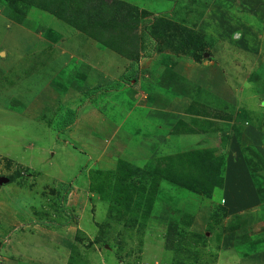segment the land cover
I'll return each mask as SVG.
<instances>
[{
  "label": "rangeland",
  "instance_id": "rangeland-1",
  "mask_svg": "<svg viewBox=\"0 0 264 264\" xmlns=\"http://www.w3.org/2000/svg\"><path fill=\"white\" fill-rule=\"evenodd\" d=\"M129 1L142 18L134 64L128 58L129 63L111 62L117 53L112 49L105 48L107 57L94 55L104 48L97 41L83 49L75 27L48 11L23 4L17 10L11 0H0V178H13L0 184V217L13 210L19 221H0V264L7 261L2 256L14 264H264V250L256 249L264 244V230L247 227L256 251L249 263H232L227 244L221 250L215 238L227 227L250 224L254 207L224 219L228 201L221 189L210 201V190L201 189L197 193L205 195L199 197L185 184L161 180L154 171L165 165H148L144 145L131 136L122 151V141L118 146L105 137L102 115L88 112L97 103L101 111L116 103L122 111L127 90L87 96L106 82L90 73L93 64L103 68L110 61L113 74L129 68L137 80L121 87L133 86L138 99L122 126L147 131L153 117L144 106L154 101L153 88L163 106L170 95L196 100L170 85L173 73L186 70L190 81L211 94L203 95L206 116L222 113L219 128L234 136L252 165L257 162L254 175L246 166L254 184L264 187V160L253 151L264 147V0H211L207 8V0ZM167 72L170 83H163ZM219 85L222 100L210 89ZM212 96L218 100L209 102ZM73 107L76 120L64 126ZM109 124L122 128L121 122ZM262 203L256 208L264 226ZM170 223L176 225L172 236Z\"/></svg>",
  "mask_w": 264,
  "mask_h": 264
},
{
  "label": "crops",
  "instance_id": "crops-1",
  "mask_svg": "<svg viewBox=\"0 0 264 264\" xmlns=\"http://www.w3.org/2000/svg\"><path fill=\"white\" fill-rule=\"evenodd\" d=\"M75 29L78 31V36L82 38V41L84 43L83 49L88 47V45L91 42L96 43V40L90 38V36L83 33L82 31H79L77 28ZM107 52L108 51L105 48L102 49L100 48V50L96 52L94 55L100 54L101 57H105V56L107 57L106 54ZM112 58H111V62L113 63L117 62V64L118 62L121 63L125 62V60H127L128 63L131 61L130 59H129L130 61H128L126 57L120 55L119 53H114ZM102 60H104V58ZM106 62L107 65L106 67L104 66L103 68L97 66V64H93L90 67V71H91L90 73L96 74V77H98L102 82L103 80H106V82L101 86H107L108 84H110V82H112L111 80L116 81L120 79L122 74L127 72L129 69V68L128 69L125 68L124 72L114 73L120 75V76L118 75L119 78L116 76L117 77L116 79V77H114L115 75L113 74V72H110V69L112 68L109 66L110 61H106ZM185 71L178 70L177 73H179L181 76L187 79H190L187 75H185L188 74ZM134 81L132 82V84L134 83ZM122 84L126 86L128 83L122 81ZM120 89L122 91L127 90V93L129 95L128 98L129 101L127 103L128 104L127 107H123L126 104V102H123V105H120L122 106V111L119 110V108L117 107L119 106L117 105L118 103L114 104L115 106L112 105L106 107L102 111L99 109V107L101 106L100 103H97L94 104L93 107H91L88 111L91 115L94 113L95 114L99 113L100 115H102V118L99 121L104 123V125H106L107 134L105 135V137L107 139L112 140L113 141L112 143L114 144L117 142L116 144H118V146H119V141H122V143H120L121 145L119 149L121 148V150L124 151L125 147L127 148L130 146V144H132L129 139L131 136H133L134 141L138 142V145H144L146 150L148 149V151L146 152L148 156L147 159L149 160L148 165H169L168 158L171 156L174 157L178 154H182V153L187 154L192 151H197V150L201 151L203 149L215 150V153L220 154L224 157L223 163L226 169L223 175L224 180H223V188L221 189V191H222L223 199H225V203L227 201L228 203H226V205H224L225 203L223 204L225 206L226 213L225 216L224 215L222 216V218L225 217L224 219L226 218L228 219L230 216L233 215L235 217L241 216V214L245 210H248L251 213L250 210H252V208L254 207V209L256 210L253 209V221L250 224L247 223L245 226L243 225L241 228H247L250 225L252 226L254 225L253 230L255 232L259 233L262 232V230H264V226L261 225L263 224L262 223L263 219L258 218V213L260 211L258 208H256V207H260L259 204H261V199L257 192L256 185L254 184V181H252L251 176L249 175L248 172L249 170L246 166L247 165L246 159L240 152L241 144L238 142H236L235 144V142L232 141L233 139L236 140L234 136H231L232 134L227 135L225 133H222L224 129L221 130L219 128L220 124L222 127L224 126V123L222 124L221 121L222 119H220L222 118L221 117L222 113H219L220 116L213 115L212 117L211 116L208 117L206 116V113H208L207 112L208 106L206 105V102L204 103L202 100L200 101L190 100L186 97L178 98L175 95H170V97H168L169 98L168 104L166 105L165 103L166 106H163L162 104L159 103L161 96L159 95L158 90L153 88L155 90L154 92H156L153 93L154 101L148 100L144 107L148 106V110L146 111V113L148 117L150 116L153 117L152 119L153 121L151 125L154 127V129L152 130V126H150L149 124L146 127L147 131L144 130L145 127L143 129H140L142 128L141 126L140 128L137 127L138 132H136L134 128L132 129L129 127L126 128L122 125L124 124L123 122L126 121L133 112H135V108L137 107V105L136 106L135 105L131 106V105L134 104V101L138 99L136 97L138 90H135L133 86L121 87L116 90L114 89L106 90L104 88L100 90L101 93L99 94L102 95L104 98L109 96L111 97L112 95L118 94ZM210 89L213 92H215L214 94H216L220 98V100H222V98H225L224 95L225 93L222 92V88L220 87V85L217 89L215 87H211ZM80 96H82V94ZM91 96H95V95L92 94ZM215 100L218 99L215 98ZM91 101L93 103V98H91ZM85 102L87 103L86 100ZM178 105L183 107L178 108ZM72 109L76 111L75 107H73ZM120 122L122 123L121 126L123 129L120 127L116 131L112 128L113 125L109 124V123L113 124ZM143 132L145 134H143ZM253 137H258L256 132L253 134ZM241 139L245 141V139H247V135L242 134ZM149 142H153L154 145L147 147L150 145ZM257 148L259 149L257 151H259L264 158V147L258 144ZM231 149L237 152L233 153ZM175 165H180V162L175 161ZM236 165H245V168H242L241 166L237 167ZM244 174L248 176L249 178L248 180H244ZM240 186L241 189H243L242 192H239L238 190ZM190 192H192L191 194L194 195L197 193L193 191ZM204 195L205 194L197 193V196L199 197H202ZM251 196H253L252 197L253 200L249 201ZM213 198H214V194L212 196L207 197V200L212 201ZM244 199L248 201V204L247 203L243 204ZM12 212L14 211L10 210L8 212L9 214L6 215L3 214V216L0 217V221L4 222L8 220L9 222L13 220L12 222L15 223L12 225H16V226L19 225V221L16 220L17 218L16 219L13 218L14 213ZM214 215H215L214 213L213 215L210 214L209 217H214ZM207 220L208 222L211 221V219L209 218ZM226 229H228L227 230L228 232L220 233L219 235H217V237H215L216 241H218L219 244H221V250H225L226 247L224 248L222 247V245L224 246L225 244H227L226 250L229 252V256L231 258L230 261L232 263H235V261H238L240 263L251 262L253 260V254H250L251 256L238 255V252L235 250V237L237 234V230H231L230 227H227ZM199 232H203V231H199ZM5 258L7 259V261H5L4 264H14L15 262L14 259L8 258V256H2V259Z\"/></svg>",
  "mask_w": 264,
  "mask_h": 264
},
{
  "label": "trees",
  "instance_id": "trees-1",
  "mask_svg": "<svg viewBox=\"0 0 264 264\" xmlns=\"http://www.w3.org/2000/svg\"><path fill=\"white\" fill-rule=\"evenodd\" d=\"M210 3L211 0H207L204 3L205 8H207ZM8 4L17 10L23 9V5H30L48 11L73 25L79 31L87 34L99 42L102 47L112 49L120 55L130 59L131 64H134V62L138 61L140 58L141 49L138 29L142 24V18L135 15L137 9L129 0H11ZM187 36H189V34H187ZM186 40L187 43H191V39L187 38ZM173 74L176 77L171 83L168 72L163 75V83H170V85L174 84L172 90L177 93L196 98L197 101L202 100L207 102V98L203 95L205 93L211 95L210 93L189 79L179 74L177 75L176 73ZM132 79L137 80L136 75L134 76L133 72L127 71L122 74L120 79L107 86L91 88L87 92V96H91L94 92L99 93V91L104 88L106 90L119 89L123 85L122 81L131 82ZM191 92H194V95ZM195 92H197L198 95H195ZM215 98V96H212L209 102H213ZM76 117V111L70 109L63 125L69 126L73 124ZM253 151L257 159L259 158L258 160H264L259 151L254 148ZM168 159L169 165H165L164 168L158 167V172L156 170L154 171L159 178H163L161 180L178 186H184L185 184L187 188L198 193L201 192V189L205 191L210 190L208 192L212 195L216 192V189L223 188L224 174L222 175L221 171L223 166H225L223 163L224 157L215 153V150H197L187 154L182 153L174 157L171 156ZM245 159L251 173L254 175L256 173L254 165H257V162L252 165L248 157ZM175 161H179L180 165H175ZM133 168L134 167H131V169L126 168V170L123 168V171L125 170L130 174ZM136 168L141 169V167ZM9 178L10 181H13L11 176ZM256 188L261 202L264 203V187L258 184ZM235 226L236 228L238 227L236 224ZM175 228L176 225L172 223L169 224V236H172L171 234L174 233L173 229ZM235 230H237L235 238L236 251L243 256L256 252L250 248V245L252 246L250 243L253 241L252 233L247 228H237ZM259 242H261V240H259ZM259 242L257 244H259ZM259 248H261L260 251L264 250V244L256 249Z\"/></svg>",
  "mask_w": 264,
  "mask_h": 264
},
{
  "label": "water",
  "instance_id": "water-1",
  "mask_svg": "<svg viewBox=\"0 0 264 264\" xmlns=\"http://www.w3.org/2000/svg\"><path fill=\"white\" fill-rule=\"evenodd\" d=\"M9 178L8 177H2L0 178V184H3L4 182H8Z\"/></svg>",
  "mask_w": 264,
  "mask_h": 264
}]
</instances>
